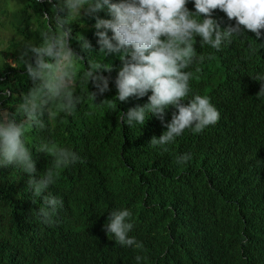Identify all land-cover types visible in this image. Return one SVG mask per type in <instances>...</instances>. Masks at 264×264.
Returning a JSON list of instances; mask_svg holds the SVG:
<instances>
[{"label":"trees","instance_id":"trees-1","mask_svg":"<svg viewBox=\"0 0 264 264\" xmlns=\"http://www.w3.org/2000/svg\"><path fill=\"white\" fill-rule=\"evenodd\" d=\"M52 4L7 0L8 8L0 7V29L13 32L3 53L10 50L15 63L28 43L41 42L47 30L42 14L51 15ZM186 7L195 12L193 0ZM95 17L111 18L106 11ZM211 18L221 30L236 24L219 9ZM80 20L72 21V35L91 44L90 59L111 65L112 71L101 73L110 90L101 95L91 82L86 87L80 74L89 53L70 40L73 51L85 57L84 67L74 69L82 103L72 115L53 105L43 129L27 130L24 139L36 168L31 177L14 166L0 167V264H264V93L257 95L264 85V46L259 45L264 30L257 40L242 29L246 36L233 37L218 52L194 38L204 59L187 69L192 73L187 99L209 97L220 120L199 134L185 130L165 152L149 142L167 130L163 124L170 123L176 109L166 110L163 124L151 114L144 125L120 121V113L146 105L151 91L116 107L111 99L122 67L119 53L103 59L95 18L81 10ZM31 87L23 65L1 61L0 116L15 113ZM88 92L97 93L94 101ZM45 143L81 157L75 165L56 169L55 183L45 193L63 200L52 226L41 222L43 201L27 183L53 164L50 154L37 151ZM185 153L191 161L178 164ZM122 209L131 211L129 237L141 242L142 249L120 246L104 230L108 214Z\"/></svg>","mask_w":264,"mask_h":264},{"label":"clouds","instance_id":"clouds-1","mask_svg":"<svg viewBox=\"0 0 264 264\" xmlns=\"http://www.w3.org/2000/svg\"><path fill=\"white\" fill-rule=\"evenodd\" d=\"M46 2L52 4V0ZM187 3L188 0H121L119 3L56 0L50 9L51 15L42 14L47 30L41 34V42L28 43L21 50L17 63L24 66L33 87L22 96L15 113L0 116V167L14 166L31 177L36 168L24 139L27 130L43 129L44 116L52 115L53 105L58 104L64 113L72 115L82 103L76 91L74 69L77 64L84 67L85 57L73 51L70 40L80 42L81 50L89 53L87 67L80 74L86 87L91 82L101 95L110 90L109 79L101 73L112 71L111 65L90 59L91 44L79 34L72 35L70 25L73 20L81 23V10L95 18V35L103 59L119 53L122 67L115 79L117 94L111 99L116 107L130 97H143L151 91L146 105L129 109L126 114L120 113V121L129 127L144 125L151 114L163 124L166 110L175 108L170 123L163 124L167 130L159 138L153 136L149 142L151 147L165 152L167 145L185 130L199 134L208 126H214L220 120V112L210 98L194 95L191 100L187 99L192 91L189 84L192 73L187 69L204 59L194 47V38L200 37V46H210L217 52L226 42L231 43L233 37L246 36L243 30L253 33L259 40L264 30V0H193L195 12L187 9ZM217 9L229 21L235 19V26L221 30L211 18ZM101 11H106L111 18L95 17ZM0 61L7 63L2 57ZM17 63H12L13 67ZM97 93L88 92L92 101ZM261 93H264L262 84L257 95ZM184 101L188 103L185 105ZM21 116L23 119L18 118ZM37 151L50 154L53 164L38 180L30 178L27 183L33 196L43 201L38 209L41 222L52 226L58 210L63 207V200L45 193L55 183L58 174L55 170L75 165L81 162V157L72 149L55 144L45 143ZM191 159V154L185 153L177 158V163L183 165ZM133 228L132 213L128 209L111 211L104 225L107 235H112L116 244L142 249L141 242L129 237ZM141 259V256L136 257L137 262Z\"/></svg>","mask_w":264,"mask_h":264},{"label":"rangeland","instance_id":"rangeland-1","mask_svg":"<svg viewBox=\"0 0 264 264\" xmlns=\"http://www.w3.org/2000/svg\"><path fill=\"white\" fill-rule=\"evenodd\" d=\"M4 4H6V5H4ZM4 6H6L8 8L7 0L6 1L0 0V7H4ZM11 34H13V32L10 29H4V28L0 29V50L2 51V52H0V57H2L5 61L15 63L13 61L14 55L11 53L10 50H8V53H3V52H7L6 50H3V47L7 46L8 38L11 36Z\"/></svg>","mask_w":264,"mask_h":264}]
</instances>
